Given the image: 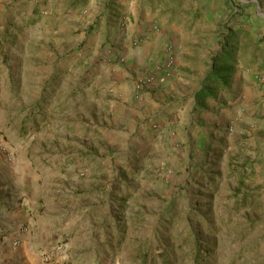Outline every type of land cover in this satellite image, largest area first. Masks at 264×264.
<instances>
[{"label": "rangeland", "instance_id": "374dc122", "mask_svg": "<svg viewBox=\"0 0 264 264\" xmlns=\"http://www.w3.org/2000/svg\"><path fill=\"white\" fill-rule=\"evenodd\" d=\"M72 1L0 0V264L55 260L43 257L56 253V246L25 253L22 245H9L10 221H21L18 207H26L21 194L36 183L42 202L61 191L87 201L83 191L91 190L90 207L84 205L91 212L103 206L95 219L102 241L120 240L116 250L115 244L100 254L104 264H264L260 140L254 151L248 145L232 148L235 153L216 141L212 166L195 160L183 167L182 159L191 156L174 158L162 135H108L125 127L121 115L103 133L96 123L115 116L112 107L124 86L132 95L126 93L121 110L129 97L166 83L173 64L169 35L183 43L181 50L189 39L208 51L205 74L218 69L215 60L229 48L228 38L241 33L232 29L236 20L264 0H136L132 6L127 0H85L76 8ZM141 27L158 36L161 56L151 73L130 78L121 43L125 33ZM133 36L129 47L138 38ZM147 78L153 81L137 93L136 85ZM159 112L162 121L177 120ZM174 136L179 150L183 141ZM26 220L16 224L20 233Z\"/></svg>", "mask_w": 264, "mask_h": 264}, {"label": "crops", "instance_id": "0c3cea01", "mask_svg": "<svg viewBox=\"0 0 264 264\" xmlns=\"http://www.w3.org/2000/svg\"><path fill=\"white\" fill-rule=\"evenodd\" d=\"M127 1L130 6L136 2V0ZM141 2L145 5L146 0ZM121 4L123 5V2ZM263 12V5L261 8L244 9L243 15L236 20L235 27L232 29L241 28V33L233 31L228 38L231 54L225 69L230 73L226 86L217 90V95L214 91L212 97L209 96L203 100L195 98L196 93L203 87V79L210 72L204 73V65L210 57L208 51L201 49L200 43L196 42L193 45V41L189 39H186L184 42L186 45L181 50L183 43L178 41L179 44L169 35L172 43L173 52L170 53L173 55V64L166 83L160 87L150 86L144 89L138 97H134L136 99L129 97L130 99L123 105L124 109L121 110L126 93L132 95L131 90L127 91V87L122 84L123 94H125L118 105L112 107L115 116L110 122L106 121L105 116H100V121L96 122L100 126L99 131L103 133L109 125L119 123L116 118L121 115V124L125 125L122 132L114 129L108 135H162L164 148L170 151L174 158L191 156V159L187 158L185 161L182 159L183 167L187 165V161L191 163L201 161L204 167L212 166L215 163L216 141L223 146L230 145L229 150L235 153L236 149L232 148L248 145L251 146V151H254L256 141L260 140L262 142L260 146H263L264 152ZM147 31L148 33L144 32L141 27L135 34L125 33L122 39V51L119 55L126 56L129 61L127 67L129 72H126L130 73V78L132 75L137 78L151 73L154 64L161 56V43L158 42V36H155L152 30ZM122 34H119V37ZM131 35L143 40H140L136 46L129 47L126 41ZM179 38L182 39L183 35ZM117 81H124V75L120 74ZM115 94L117 95V92L113 93L114 96ZM158 109H161L160 115L168 117L173 113L177 116V120L162 121L155 116ZM156 124L159 125L158 127L161 126L159 134L152 129L157 126ZM220 135L227 137L222 139ZM172 136L180 141V144L183 141V146L179 150L173 147L176 145ZM237 136L240 141L233 144L232 140ZM243 142L246 145H243ZM137 147L140 148L141 144L138 143L133 148ZM250 160H254V152H251ZM261 161L263 162L264 159ZM83 192L88 193L87 201L80 193L77 194L80 199H77V196L73 197L68 195L67 191H61L55 192V195L49 196L51 197L49 200L45 198L42 202L37 183L33 190L29 191L27 188L21 194L26 207L22 206L18 209L21 214L20 220L27 219L29 225L24 232L20 233L16 224L21 221L18 223L14 221L15 219L10 221V225L14 227L10 229L13 235L9 233L14 236L10 238V247L13 248L11 243L15 239L19 240L18 244L24 247L25 253L38 248L53 251L56 246L55 260L51 264H104L100 262L99 256L108 248H113L116 239L108 242L105 238V241H102L100 222H96L95 219L101 215L103 206L96 205L94 212L90 211L91 208L86 210L84 203L89 202L86 204L90 207L94 197L91 190ZM14 211L16 212L17 208Z\"/></svg>", "mask_w": 264, "mask_h": 264}, {"label": "trees", "instance_id": "16d2710c", "mask_svg": "<svg viewBox=\"0 0 264 264\" xmlns=\"http://www.w3.org/2000/svg\"><path fill=\"white\" fill-rule=\"evenodd\" d=\"M85 0H73L71 3V7L76 8L81 5ZM231 50L229 48H225L215 60V64H219V68L212 69L203 79V87L196 93V99H205L207 97H212L214 91L216 92L218 88L226 86L227 78L230 72H228L226 68V63L230 59ZM115 246V250L119 247L120 240ZM114 250H112L113 252Z\"/></svg>", "mask_w": 264, "mask_h": 264}, {"label": "built area", "instance_id": "2783aa9c", "mask_svg": "<svg viewBox=\"0 0 264 264\" xmlns=\"http://www.w3.org/2000/svg\"><path fill=\"white\" fill-rule=\"evenodd\" d=\"M141 39L139 38H135L133 40V45L136 46L139 42H140ZM172 63V58L169 56V58L167 59V66L165 67L166 70L168 71L169 69V66L171 65ZM152 78H147L143 81H140L137 85H136V92L137 93H140L141 90L143 89V87L146 85V84H150L152 82ZM163 81L162 79H160V82ZM12 247H17L18 245V241L17 240H14L12 243H11ZM54 258V252H47L44 254V257H43V261L48 263L50 262L52 259Z\"/></svg>", "mask_w": 264, "mask_h": 264}]
</instances>
